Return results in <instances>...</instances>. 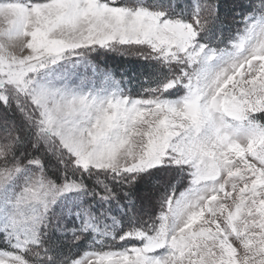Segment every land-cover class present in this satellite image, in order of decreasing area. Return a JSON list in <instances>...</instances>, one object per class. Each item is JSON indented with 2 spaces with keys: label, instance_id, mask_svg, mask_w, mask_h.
<instances>
[{
  "label": "snow or ice",
  "instance_id": "obj_1",
  "mask_svg": "<svg viewBox=\"0 0 264 264\" xmlns=\"http://www.w3.org/2000/svg\"><path fill=\"white\" fill-rule=\"evenodd\" d=\"M0 264H264V0H0Z\"/></svg>",
  "mask_w": 264,
  "mask_h": 264
},
{
  "label": "trees",
  "instance_id": "obj_2",
  "mask_svg": "<svg viewBox=\"0 0 264 264\" xmlns=\"http://www.w3.org/2000/svg\"><path fill=\"white\" fill-rule=\"evenodd\" d=\"M100 59L102 61L106 59L108 66L116 70L118 73H127L128 78H130L132 81L129 87L133 92L139 90V83L144 79V77L140 74L145 71L141 62L137 61L135 58L124 59L118 56H109L107 58L102 56Z\"/></svg>",
  "mask_w": 264,
  "mask_h": 264
}]
</instances>
